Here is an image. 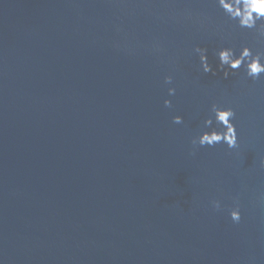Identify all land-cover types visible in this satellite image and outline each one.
Masks as SVG:
<instances>
[{"label": "water", "instance_id": "water-1", "mask_svg": "<svg viewBox=\"0 0 264 264\" xmlns=\"http://www.w3.org/2000/svg\"><path fill=\"white\" fill-rule=\"evenodd\" d=\"M221 44L264 38L215 0H0V264H264V78ZM213 102L238 149L191 144Z\"/></svg>", "mask_w": 264, "mask_h": 264}, {"label": "clouds", "instance_id": "clouds-1", "mask_svg": "<svg viewBox=\"0 0 264 264\" xmlns=\"http://www.w3.org/2000/svg\"><path fill=\"white\" fill-rule=\"evenodd\" d=\"M215 4L225 17L234 23L236 28L252 30L258 37L264 38V0H215ZM218 30L223 31L222 28ZM192 52L199 61L197 71L215 74L208 63L206 48L196 45ZM215 56L218 60L217 69L223 72L224 78L230 75L229 70L239 69H243V76L251 81L264 78V48L253 50L247 44H241L237 51L233 45L224 47L221 44L215 51ZM164 83L171 84L172 76H165ZM175 92L174 87L167 88L169 96L175 95ZM163 103L165 107L172 106L168 99H165ZM235 117L236 112L232 106L211 103L208 115L204 118L198 134L192 137L191 144L199 147H214L217 144H224L228 149H238L240 144L237 126L233 123ZM172 122L182 124L183 117L174 115ZM258 168L264 170V153L258 155ZM260 203L264 208V196L260 198ZM210 206L216 211L222 209L219 200H211ZM227 215L233 224L241 222V209L237 198L233 199V205L227 209Z\"/></svg>", "mask_w": 264, "mask_h": 264}]
</instances>
